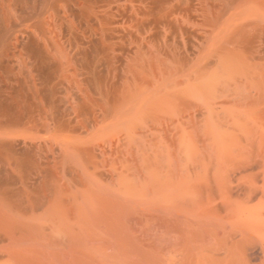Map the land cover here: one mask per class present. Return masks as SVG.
Instances as JSON below:
<instances>
[{"label":"bare ground","instance_id":"bare-ground-1","mask_svg":"<svg viewBox=\"0 0 264 264\" xmlns=\"http://www.w3.org/2000/svg\"><path fill=\"white\" fill-rule=\"evenodd\" d=\"M0 264H264V0H0Z\"/></svg>","mask_w":264,"mask_h":264}]
</instances>
